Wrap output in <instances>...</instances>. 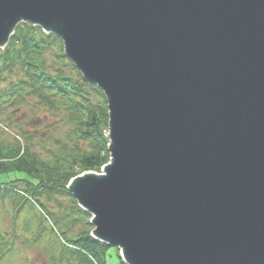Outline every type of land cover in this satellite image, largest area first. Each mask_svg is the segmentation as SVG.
<instances>
[{"label":"water","instance_id":"95a60500","mask_svg":"<svg viewBox=\"0 0 264 264\" xmlns=\"http://www.w3.org/2000/svg\"><path fill=\"white\" fill-rule=\"evenodd\" d=\"M104 94L110 161L69 183L126 264H264V0H0Z\"/></svg>","mask_w":264,"mask_h":264},{"label":"trees","instance_id":"16d2710c","mask_svg":"<svg viewBox=\"0 0 264 264\" xmlns=\"http://www.w3.org/2000/svg\"><path fill=\"white\" fill-rule=\"evenodd\" d=\"M29 107L62 123L67 128L64 139L55 135L44 138L45 131L39 132L37 122L27 130L25 118L20 123V116L9 114ZM108 123L103 92L86 81L65 56L63 43L40 27L19 25L9 45L0 50V261L15 245L1 226V207L11 199L17 204L12 225L16 226L19 210L26 205L38 209L35 240L48 234L46 224L52 222L61 233L59 236L52 229L49 234L63 239L61 246L68 258H76L79 264H107L112 247L91 237V215L79 208L67 185L84 172H101L109 162ZM60 197L71 199L77 219H61L49 209ZM76 223L89 229L72 236ZM13 237L16 240L15 231Z\"/></svg>","mask_w":264,"mask_h":264},{"label":"rangeland","instance_id":"374dc122","mask_svg":"<svg viewBox=\"0 0 264 264\" xmlns=\"http://www.w3.org/2000/svg\"><path fill=\"white\" fill-rule=\"evenodd\" d=\"M30 109L31 107L26 109L23 108L16 112L10 111L9 114H17L20 116V123L24 121L21 118H25L26 121L24 124H26L25 128L27 130L32 129V122H37V125H41V127H39V132L42 133L45 131L44 138L49 137L50 135H55L59 139H64V134L67 128L64 129L62 123L56 122L53 117L48 116L42 110L38 111ZM44 156L48 157V154L46 153ZM8 200L9 199L6 201ZM4 204L6 205V209L5 205L4 208L1 207L2 230L5 234L10 233L8 241L10 243L15 242V245L13 247V252L7 254V256L0 261V264H79L76 258H68V256H66V253L61 246L63 239L53 236V234L52 236L49 234L52 232V229L58 235L61 233L60 228L52 226V222L46 224V228L48 229L46 232L48 234L41 235L35 240L39 234V227L35 222V218L40 215L38 209H32L30 206L26 205L25 208H22L23 210H19V217L16 226H14L12 225L11 220L17 212V204H13L11 199ZM72 206L71 199L68 197H60L49 205V209L61 219L70 218L69 221H73L75 218L77 219L78 216L77 213L76 215L73 214L74 210L72 209ZM29 226L30 229H27ZM87 229H89L88 226L82 223H76L74 224V227L71 228L72 232H70V235L75 236ZM13 231L16 232V240L13 239ZM108 254L107 264H125L118 255V249L112 247Z\"/></svg>","mask_w":264,"mask_h":264}]
</instances>
